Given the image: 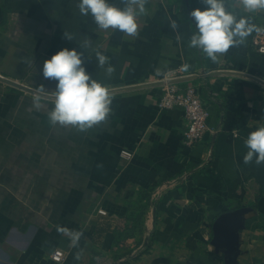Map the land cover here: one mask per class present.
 Masks as SVG:
<instances>
[{
    "label": "crops",
    "instance_id": "1",
    "mask_svg": "<svg viewBox=\"0 0 264 264\" xmlns=\"http://www.w3.org/2000/svg\"><path fill=\"white\" fill-rule=\"evenodd\" d=\"M227 3L248 15L240 0ZM196 7L202 0H146L130 36L98 28L77 0H0V75L50 96L37 110V95L0 82V264H264V163L243 160L246 136L264 124V53L253 32L215 61L190 48ZM252 23L264 26V12ZM85 40L111 112L84 131L51 126L55 81L43 61ZM171 76L196 85L207 111L194 147L182 142L181 110L156 104ZM238 209V224L214 228Z\"/></svg>",
    "mask_w": 264,
    "mask_h": 264
},
{
    "label": "clouds",
    "instance_id": "2",
    "mask_svg": "<svg viewBox=\"0 0 264 264\" xmlns=\"http://www.w3.org/2000/svg\"><path fill=\"white\" fill-rule=\"evenodd\" d=\"M204 7L192 8L188 16L194 26L188 39L190 48L199 50L211 60L226 53L230 47L238 46L254 31H259L252 23V14L264 12V0H240V6L248 15H241L232 9L227 0H202ZM81 16L91 17L98 28L118 30L130 36L138 35V18L146 14V0H124L123 6L112 0H77ZM172 28H176L175 21ZM68 40L70 33L64 32ZM77 47H63L43 61L41 72L46 79L55 81L54 100L47 112L51 126H73L81 131L104 121L111 112L112 94L106 84L94 79L87 68L85 49L91 41L85 40ZM97 64L111 75L115 69L109 58L100 51L95 52ZM30 62V61H29ZM188 65H185L187 68ZM42 97L32 100L33 108L42 107ZM247 148L243 156L245 163L255 160L264 163V124L248 133L244 140ZM80 233H72V243Z\"/></svg>",
    "mask_w": 264,
    "mask_h": 264
},
{
    "label": "built area",
    "instance_id": "3",
    "mask_svg": "<svg viewBox=\"0 0 264 264\" xmlns=\"http://www.w3.org/2000/svg\"><path fill=\"white\" fill-rule=\"evenodd\" d=\"M258 28L260 30H254L251 35V45L259 53H264V26ZM172 79H174L173 76L165 77L163 83L159 85L156 104L163 109L177 107L181 110L185 121L182 130V142L189 147H194L201 141L207 129V111L196 85L172 82ZM120 155L129 158L132 153L128 150H122ZM97 212L102 215L106 214L103 208H98ZM50 259L58 263L62 257L59 252L54 251L50 254Z\"/></svg>",
    "mask_w": 264,
    "mask_h": 264
},
{
    "label": "water",
    "instance_id": "4",
    "mask_svg": "<svg viewBox=\"0 0 264 264\" xmlns=\"http://www.w3.org/2000/svg\"><path fill=\"white\" fill-rule=\"evenodd\" d=\"M179 80L172 79V82H178ZM0 82L5 83L7 85H10L12 87L18 88L26 93H31L34 95L44 96V97H50L49 95L43 94L40 91H37L17 80L11 79L6 76L0 75ZM163 83V82H162ZM161 83V84H162ZM243 210L238 209L234 211H228L226 213H223L220 215L217 220L214 223V228L219 226L221 227L223 224H238L239 223V216L242 214Z\"/></svg>",
    "mask_w": 264,
    "mask_h": 264
}]
</instances>
